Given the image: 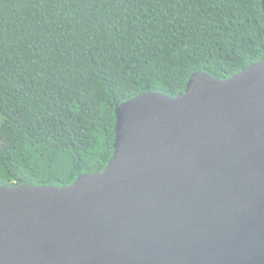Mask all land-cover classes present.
Masks as SVG:
<instances>
[{"label": "water", "instance_id": "1", "mask_svg": "<svg viewBox=\"0 0 264 264\" xmlns=\"http://www.w3.org/2000/svg\"><path fill=\"white\" fill-rule=\"evenodd\" d=\"M114 148L71 187L0 186V264H264V62L116 107Z\"/></svg>", "mask_w": 264, "mask_h": 264}, {"label": "trees", "instance_id": "2", "mask_svg": "<svg viewBox=\"0 0 264 264\" xmlns=\"http://www.w3.org/2000/svg\"><path fill=\"white\" fill-rule=\"evenodd\" d=\"M262 62V0H0V186L100 174L116 107Z\"/></svg>", "mask_w": 264, "mask_h": 264}, {"label": "rangeland", "instance_id": "3", "mask_svg": "<svg viewBox=\"0 0 264 264\" xmlns=\"http://www.w3.org/2000/svg\"><path fill=\"white\" fill-rule=\"evenodd\" d=\"M0 122H1V119H0Z\"/></svg>", "mask_w": 264, "mask_h": 264}]
</instances>
